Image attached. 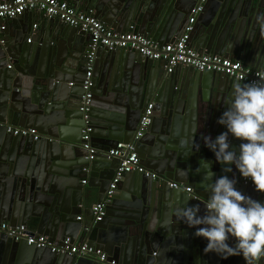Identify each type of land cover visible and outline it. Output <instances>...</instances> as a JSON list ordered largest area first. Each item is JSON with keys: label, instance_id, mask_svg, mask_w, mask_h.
<instances>
[{"label": "water", "instance_id": "95a60500", "mask_svg": "<svg viewBox=\"0 0 264 264\" xmlns=\"http://www.w3.org/2000/svg\"><path fill=\"white\" fill-rule=\"evenodd\" d=\"M263 1L209 0L204 15L194 24L192 47L201 54L244 60L247 67L264 71ZM88 3L87 10L107 26L126 33L135 23L141 34L165 45L185 34L199 0ZM13 20L16 23L21 16ZM52 23L51 40L64 41L62 47L26 45V36L20 32L11 37L13 41H0V122L35 128L38 133L34 140L0 127V222L24 225L31 234L46 235L55 243L82 240L124 264H244L239 256L221 259L205 254L207 241L196 237L195 229L174 214L180 207L194 204H201L203 213L207 193L201 184L204 172L198 168L202 160L209 162L217 176L225 174L204 147L202 136L214 138L224 131L216 121L227 108L237 81L222 73L183 66L169 73L165 62L100 47L89 113L96 155L89 160L79 111L85 94L82 54L89 38L57 19ZM149 103L154 104L152 122L136 147L146 145L141 164L156 179L131 173L130 196L114 195L101 222H95L93 213L86 222L78 221L81 210L105 202L121 163L108 153L120 142H134ZM159 124L162 128L155 132ZM151 135L157 136L153 140ZM237 143L232 141L233 147ZM84 172H88L87 187L80 183ZM228 175L235 177L243 193L264 201V194L257 193L235 170ZM173 182L183 188L192 186V192L170 189L168 184ZM0 264L98 263L92 258L53 254L3 234Z\"/></svg>", "mask_w": 264, "mask_h": 264}, {"label": "built area", "instance_id": "2783aa9c", "mask_svg": "<svg viewBox=\"0 0 264 264\" xmlns=\"http://www.w3.org/2000/svg\"><path fill=\"white\" fill-rule=\"evenodd\" d=\"M208 1L199 0L198 6L191 11L185 34L175 42L166 45L154 42L152 39L137 32L134 27H131L127 33H118L98 20L92 13L80 11L71 4L60 0H0V21L13 20L24 13L37 11L49 19H57L64 25L76 28L79 32L89 37V48L85 56L86 73L81 85L85 94L81 99L79 111L83 115L82 118L85 125L82 131L83 148L88 152V159L92 160L96 155V149L92 146L91 133L93 128L90 125L89 113L93 98L91 90L93 87L94 62L100 47H105L108 51L127 50L139 54L143 59L165 62L169 73L178 66H183L199 72L222 73L244 84L264 81V71L251 69L239 61L219 55L201 54L188 46L194 24ZM33 28L36 30L37 26L35 25ZM3 30L4 26L0 24V33ZM28 42H31V39H28ZM69 85L72 86L73 84ZM153 112L154 104L149 103L142 112L133 143L121 142L109 151L108 156L112 159H121V163L109 185L105 202L98 203L92 207L95 222H101L104 219L107 212L106 205L116 194L118 185L125 174L139 173L156 179V174L146 171L142 166L136 150V142L147 133L151 125ZM0 127H5L7 133L14 136L38 139V133L33 128H17L1 122ZM245 183H247L246 180ZM83 184H86V181H83ZM168 185L170 189H184L187 193L192 192L191 188H183L177 183H169ZM3 234L16 242L26 241L29 246L49 250L53 254L73 256L75 258H92L98 264H119L109 258L106 253L88 243H72L70 239L55 243L48 237L31 234L24 225L13 227L7 222H0V235Z\"/></svg>", "mask_w": 264, "mask_h": 264}, {"label": "clouds", "instance_id": "9594fccd", "mask_svg": "<svg viewBox=\"0 0 264 264\" xmlns=\"http://www.w3.org/2000/svg\"><path fill=\"white\" fill-rule=\"evenodd\" d=\"M216 123L224 131L202 139L225 174L217 176L209 162L202 160L198 168L204 172L201 184L207 193L203 213L201 204H194L174 214L195 229L196 237L207 241L205 254L215 253L221 259L239 256L244 264H260L264 260V201L243 193L228 173L235 170L264 194V81L234 83L228 106ZM232 141L238 142L236 147Z\"/></svg>", "mask_w": 264, "mask_h": 264}, {"label": "crops", "instance_id": "0c3cea01", "mask_svg": "<svg viewBox=\"0 0 264 264\" xmlns=\"http://www.w3.org/2000/svg\"><path fill=\"white\" fill-rule=\"evenodd\" d=\"M4 1H12V0H4ZM60 1H63V2H67L69 4H71L72 6H74L75 8H77L78 10L80 11H83L85 13H92L93 16L96 17V15L94 14V12L90 11L89 9L87 10V7H88V1L89 0H60ZM262 7H264V1H263V5ZM204 14H201L196 22L198 20H200V17H202ZM206 16V15H205ZM97 18V17H96ZM98 19V18H97ZM53 20L55 19H49L47 17H45L42 13L40 12H28V13H24L21 15V20L20 21H16V23H14L15 21L14 20H6L5 22L3 23H0L4 26V30L3 32L0 33V41H1V44H3L4 42H9L10 40H12V36L14 37V34L16 32H20V33H24L23 35L26 36V45H32V44H36L38 43V45L40 44H49V46L51 48H57L58 47H62V42L65 43L64 41H60V40H54L52 38V30H53ZM99 20V19H98ZM101 21V20H100ZM102 22V21H101ZM195 22V23H196ZM103 23V22H102ZM37 26V29L35 30L33 27L34 26ZM106 25V24H105ZM107 26V25H106ZM109 27V26H108ZM131 27H134L135 30L137 32L138 31V26L135 24V23H132L131 26L128 28V31H130ZM111 28V27H109ZM112 30L118 32L117 30L111 28ZM127 31V32H128ZM126 32V33H127ZM118 33H121V34H124L122 32H118ZM140 33V32H139ZM141 34V33H140ZM143 35V34H142ZM89 38V37H88ZM28 39H31V42H28ZM59 39V38H58ZM178 40V39H177ZM192 41H193V37L192 35L190 36L189 38V42H188V46L195 50L193 47H192ZM89 43H90V40L89 41H86L84 43V49H83V57L86 56V53H87V50L89 48ZM157 43V42H156ZM159 44V43H158ZM160 45H163V44H160ZM166 45V44H165ZM86 51V52H85ZM224 58H227V59H231V60H234V61H239L241 63H243L245 65V62L244 60H239L237 58H230V57H224ZM246 66V65H245ZM251 68V67H249ZM253 69V68H251ZM255 70V69H254ZM259 71V70H258ZM74 84V82H70L69 84ZM68 84V87L70 88V85ZM134 88V87H133ZM2 123V122H1ZM4 124V123H3ZM6 125V124H5ZM9 126H12V127H15L13 125H9ZM161 124H159V126L155 127V132H156V129H157V132L161 129ZM35 129V128H33ZM36 130V129H35ZM100 131V130H99ZM157 135H151V139L154 140V138L156 137ZM121 143V142H120ZM146 145L145 144H142V145H139V147L136 149L137 150V153L139 154V157H140V154H141V151H142V148L145 147ZM141 147V148H140ZM142 162V160H141ZM132 174H127L126 176L123 177V179L120 181L119 185H118V188H117V191H116V194L115 195H118V194H123V195H127V196H130L129 192H128V180H130L132 178ZM83 181H86V184H83ZM245 181V180H244ZM243 181V182H244ZM80 183L83 187H87L88 186V183H89V178H88V172H84V176L82 177V179L80 180ZM173 183H179V182H173ZM127 186V187H126ZM191 189H193L192 186H187ZM96 205V204H93L92 207ZM92 217V208L90 209H87V210H81V212H79V214L77 215V220L80 221V222H86V220L90 219ZM9 224V223H8ZM28 229V228H27ZM35 235H38V234H35ZM41 236V235H39ZM45 237H48L46 235H43ZM49 238V237H48ZM50 239V238H49ZM51 240V239H50ZM52 241V240H51ZM77 243H84L82 240H79ZM106 254L108 255V253L106 252ZM212 255V257L215 255V253H210ZM110 258V257H109ZM113 260H115L117 263L119 264H124L122 262H120L118 259L116 258H111Z\"/></svg>", "mask_w": 264, "mask_h": 264}]
</instances>
